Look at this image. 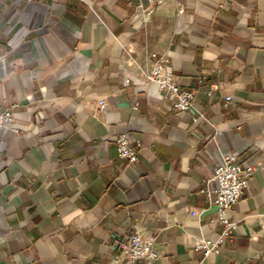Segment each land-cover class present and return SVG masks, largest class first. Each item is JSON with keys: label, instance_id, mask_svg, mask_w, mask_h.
Segmentation results:
<instances>
[{"label": "crops", "instance_id": "crops-1", "mask_svg": "<svg viewBox=\"0 0 264 264\" xmlns=\"http://www.w3.org/2000/svg\"><path fill=\"white\" fill-rule=\"evenodd\" d=\"M157 56L197 90L190 110L148 82ZM6 111L0 264H264V167L222 252L195 249L222 230L202 191L216 161L264 164V0H0ZM136 227L154 261L124 257Z\"/></svg>", "mask_w": 264, "mask_h": 264}, {"label": "built area", "instance_id": "built-area-1", "mask_svg": "<svg viewBox=\"0 0 264 264\" xmlns=\"http://www.w3.org/2000/svg\"><path fill=\"white\" fill-rule=\"evenodd\" d=\"M155 2L158 0H150ZM168 59L165 56H157L154 64L147 73L148 82H155L164 99H171L174 109L187 111L194 107L197 90L192 87H182L175 79L174 73L167 65ZM129 81V80H127ZM215 88V86H212ZM226 103L231 96L225 97ZM100 108H106L104 99L99 101ZM137 108V104L134 105ZM197 119V116L194 117ZM13 120L11 112L6 111L0 114V127L6 126ZM113 140L117 146L118 155L129 162L138 160V149L132 144L130 135L126 132L115 135ZM261 165H244L240 156L235 154L222 155L214 165L213 174L206 179V185L202 191L206 194L208 201L217 207L216 215L211 219L212 223L222 226L220 232L209 237H202L195 243V249L202 251L206 256L220 254L227 238L237 228V222L229 216L230 209L246 195L249 179ZM213 182L214 187L208 183ZM121 250L126 260L130 263H137L141 259L154 261L158 257V250L155 246V237L147 235L143 230L136 227L128 240L122 241Z\"/></svg>", "mask_w": 264, "mask_h": 264}]
</instances>
